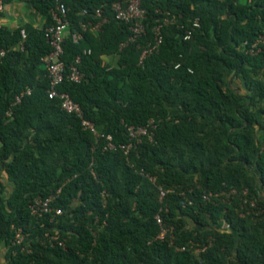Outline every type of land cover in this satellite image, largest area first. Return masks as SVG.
<instances>
[{"label":"trees","instance_id":"16d2710c","mask_svg":"<svg viewBox=\"0 0 264 264\" xmlns=\"http://www.w3.org/2000/svg\"><path fill=\"white\" fill-rule=\"evenodd\" d=\"M27 1L40 27L0 25V171L12 185L6 194L0 180L5 264H264V44L251 52L264 0H140L146 33L132 42L110 0H64L60 58L81 77L64 76L55 89L80 106L97 136L48 95L41 58L51 51L54 0ZM98 8L106 21L82 28L99 19ZM156 24L162 40L139 62ZM149 118L152 139L124 153L126 126ZM57 190L61 214L49 222L31 213L34 196ZM208 192L216 196L207 201ZM156 214L172 227L163 238ZM12 226L26 233L20 244ZM55 231L63 246L46 239Z\"/></svg>","mask_w":264,"mask_h":264},{"label":"built area","instance_id":"2783aa9c","mask_svg":"<svg viewBox=\"0 0 264 264\" xmlns=\"http://www.w3.org/2000/svg\"><path fill=\"white\" fill-rule=\"evenodd\" d=\"M109 6L111 11L114 14V17L122 22L129 24V29L131 30V35L129 37V41H136L138 38L143 36L146 33V25L144 23V20L146 18V12L145 9L141 6L140 0H110ZM3 9V4H0V11ZM67 6L64 3V0H54V7L51 10V17L53 20V23L46 27L45 34L46 39L49 42L51 46V51L44 55L41 58V61L44 63V66L47 70V77L49 79V88L47 90V93L50 97H59L60 98V105L61 108L64 109L67 112H74L76 115L81 117V108L80 106L74 102L70 96L67 93H59L56 91L55 86L59 84L64 76H67V78L71 81H79L81 77V73L79 72L77 66L75 64H70L67 67V70L65 68L64 62L61 60V54L63 52L62 48V42L65 34L68 32L69 27V20L67 18ZM96 17L99 19L95 22H88L82 24V28L90 27L93 30L99 29L101 24L106 21V17L102 15V9L98 8L96 10ZM164 22H167V18H164ZM160 24L154 25L152 28L153 31V40H148L145 45L142 47L140 55H139V62H142L143 58L147 55H149L151 52L156 49V47L160 44L162 37L160 34ZM199 22L198 19L195 18L192 21L191 28L187 29L184 34V38L188 39L191 35V29L198 27ZM20 36L22 39L26 37V32L22 28L20 30ZM77 37L79 34L76 35ZM259 44H264V28L262 30V33L258 36L257 40L252 44L251 46V52H254L259 48ZM84 54H88L90 52L89 49H83L82 51ZM5 51L4 49H0V60L2 56L4 55ZM76 62L79 61V56L75 59ZM178 66V65H176ZM67 71V72H66ZM30 89L26 88L22 90L19 94L15 96V102H18L21 98V96L24 93H29ZM81 125L84 128H87L90 130L93 134L96 136L98 135L94 124L86 119L81 117ZM155 127V122L153 118H149L145 123L139 124V125H127L126 126V133L128 135L129 141L119 143V148L124 152L128 153L129 150L141 140L142 137L146 136L149 139H152V128ZM106 138L109 140L107 146L114 147V144L110 141L111 137L110 135H106ZM1 164V161H0ZM59 190H57L55 193H52L46 197L37 195L34 196L31 201L28 204V207L33 214H49L51 217L49 218V222L53 220V217L59 215L62 213L61 207H58L54 204V199L56 197V194ZM165 190L161 187H159V198L161 199L164 194ZM234 190H231L230 193H233ZM216 196V194H212L211 192L203 193L202 198L204 200H210L213 196ZM249 204L251 206H255L254 201H250ZM262 210L259 208L258 212H261ZM156 222L160 225L161 229L159 234L157 235V238H163L164 235L171 229L172 227H165L164 222L162 220V217L159 214L155 215ZM13 228V238L12 243L13 244H20L25 236L26 233L22 231L19 227ZM46 239L51 242V244H58L60 246H63V242L58 239V234L55 231V233L49 234L48 232L44 233ZM56 241V242H53ZM195 249L197 251H202L205 249L206 245H199V243H194ZM180 250H183L185 247L181 246L178 247Z\"/></svg>","mask_w":264,"mask_h":264},{"label":"crops","instance_id":"0c3cea01","mask_svg":"<svg viewBox=\"0 0 264 264\" xmlns=\"http://www.w3.org/2000/svg\"><path fill=\"white\" fill-rule=\"evenodd\" d=\"M31 23L36 27H40L43 23V17L38 14L28 3L27 0H13L4 4L0 12V25L13 28L20 24ZM109 60V56H105ZM0 180L5 185V193H9L12 185L7 181L4 172L0 171ZM5 244H0V264H5Z\"/></svg>","mask_w":264,"mask_h":264},{"label":"rangeland","instance_id":"374dc122","mask_svg":"<svg viewBox=\"0 0 264 264\" xmlns=\"http://www.w3.org/2000/svg\"><path fill=\"white\" fill-rule=\"evenodd\" d=\"M41 66H42V67H44V64H42ZM235 82H236V83H238V81H237V80H235Z\"/></svg>","mask_w":264,"mask_h":264}]
</instances>
